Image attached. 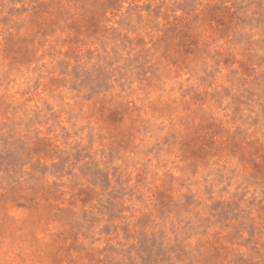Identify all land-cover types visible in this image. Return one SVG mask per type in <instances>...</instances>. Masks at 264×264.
<instances>
[{"label":"rangeland","instance_id":"obj_1","mask_svg":"<svg viewBox=\"0 0 264 264\" xmlns=\"http://www.w3.org/2000/svg\"><path fill=\"white\" fill-rule=\"evenodd\" d=\"M0 264H264V0H0Z\"/></svg>","mask_w":264,"mask_h":264}]
</instances>
